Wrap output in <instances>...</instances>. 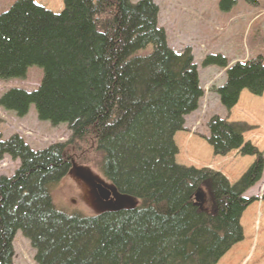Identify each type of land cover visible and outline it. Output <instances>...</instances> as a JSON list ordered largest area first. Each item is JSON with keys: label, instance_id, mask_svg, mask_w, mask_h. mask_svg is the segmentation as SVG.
<instances>
[{"label": "trees", "instance_id": "obj_1", "mask_svg": "<svg viewBox=\"0 0 264 264\" xmlns=\"http://www.w3.org/2000/svg\"><path fill=\"white\" fill-rule=\"evenodd\" d=\"M61 1L58 14L33 0L0 14V81L42 70L36 90L10 89L0 107L24 117L32 105L39 121L69 132L64 144L40 151L17 135L0 139V159L20 160L12 177H0V264H12L17 232L37 264H217L242 241L239 221L255 201L244 194L263 173L262 154L243 140L250 127L213 116L201 136L214 156L254 157L233 185L217 172L177 165L173 136L203 94L189 50L167 46L152 0ZM234 4L219 0V11ZM202 66L225 71L214 94L226 112L241 92L264 93L260 56L233 64L207 56ZM93 155L118 197L96 215H66L50 189L72 162Z\"/></svg>", "mask_w": 264, "mask_h": 264}, {"label": "rangeland", "instance_id": "obj_2", "mask_svg": "<svg viewBox=\"0 0 264 264\" xmlns=\"http://www.w3.org/2000/svg\"><path fill=\"white\" fill-rule=\"evenodd\" d=\"M16 0H0V14ZM139 0H131L136 3ZM219 0H152L157 7V26L165 34L167 46L175 53L188 49L196 68L202 97L197 109L184 117V129L173 136L177 148L175 163L197 170H211L221 174L233 185L246 172L254 157H243L237 151L225 156H214L212 149L201 139L206 136V124L213 116L227 122L246 123L250 130L243 140L260 154L264 162V93L254 97L243 91L237 104L226 112L219 104L214 90L225 80V71L216 66H202L207 56L219 55L228 64L246 61L258 56L264 61V0L249 4L235 0L228 12L218 8ZM45 10L58 14L61 0H33ZM42 79V70L30 67L24 79L0 81V97L10 89L26 92L36 90ZM17 135L32 151L44 150L55 144H64L69 132L63 124L51 126L37 119L34 107L29 106L24 117H18L0 107V139ZM85 163L72 162L66 174L50 189L52 204L66 215H96L102 206L96 194L82 179L85 173L109 187L99 173V159ZM96 158V160H95ZM88 161V160H87ZM20 160L4 155L0 159V177L10 178L18 169ZM255 201L242 213L239 224L242 241L233 245L217 264H264V166L260 181L244 194ZM111 201V199H110ZM12 264H37L35 251L29 241L17 232L12 240Z\"/></svg>", "mask_w": 264, "mask_h": 264}, {"label": "water", "instance_id": "obj_3", "mask_svg": "<svg viewBox=\"0 0 264 264\" xmlns=\"http://www.w3.org/2000/svg\"><path fill=\"white\" fill-rule=\"evenodd\" d=\"M82 179L90 185L92 192L97 196L95 199L99 204L102 203L109 206L108 202L110 199L118 197L111 187L105 186L97 179L93 177H82Z\"/></svg>", "mask_w": 264, "mask_h": 264}]
</instances>
